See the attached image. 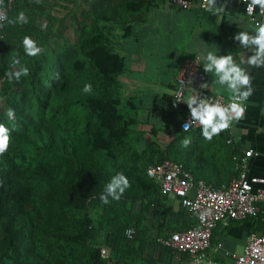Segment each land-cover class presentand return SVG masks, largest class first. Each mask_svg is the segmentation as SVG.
Segmentation results:
<instances>
[{
	"label": "trees",
	"instance_id": "trees-1",
	"mask_svg": "<svg viewBox=\"0 0 264 264\" xmlns=\"http://www.w3.org/2000/svg\"><path fill=\"white\" fill-rule=\"evenodd\" d=\"M88 1L89 26L55 57L24 55L21 38L41 45L44 32L19 0L0 28V121L3 107L16 116L8 150L0 154V264L176 263L174 250L158 238L195 220L182 207L187 221L171 226L168 195L147 168L170 160L214 187L237 173L238 148L227 142V131L207 141L199 127L181 131L178 122L162 145L160 128L142 121L134 97H123L119 78L127 67L116 45L131 24L142 22L151 0ZM20 11L26 24L16 21ZM16 54L29 68L19 81L7 78L18 68ZM86 82L90 94L81 92ZM165 99L176 105L172 96ZM117 171L129 187L118 201L102 204L99 194ZM256 217L262 228L264 208Z\"/></svg>",
	"mask_w": 264,
	"mask_h": 264
},
{
	"label": "crops",
	"instance_id": "crops-1",
	"mask_svg": "<svg viewBox=\"0 0 264 264\" xmlns=\"http://www.w3.org/2000/svg\"><path fill=\"white\" fill-rule=\"evenodd\" d=\"M189 1L191 8L184 10L168 0H151V6L142 22L131 24L127 35L116 45L119 54L125 58L127 67L126 74L119 78L123 90L131 91L128 97L135 98L140 106L139 113H142L140 118L149 124L156 117L148 98H155L162 103L165 116L168 112L174 118L178 116L176 123L187 116L185 109L172 105L165 99V96H171L173 80L184 59H192L204 50L216 48L219 50L218 55L231 52L237 62L251 54L247 49H241L238 41L232 39L235 32L242 30L243 25L250 22L243 14L240 0H216L217 7L223 5L225 8L219 15L207 11L206 7L200 9V0ZM242 66L251 77L252 94L245 102L243 118L233 123L228 135L238 148L237 156L245 151H252L247 159L248 175L264 178V67L257 68L246 63ZM202 72L207 91L228 98L227 93H217L208 84V81L214 79L211 74L205 73L203 69ZM159 128L157 140L162 145L167 144L173 138V126L164 123ZM166 206L171 226L175 230L180 229L187 218L178 199L168 195ZM260 224L257 217L218 223L212 231L206 261L211 259L213 264H231L232 257L243 251L249 233L261 229ZM187 259L172 264H187Z\"/></svg>",
	"mask_w": 264,
	"mask_h": 264
},
{
	"label": "built area",
	"instance_id": "built-area-1",
	"mask_svg": "<svg viewBox=\"0 0 264 264\" xmlns=\"http://www.w3.org/2000/svg\"><path fill=\"white\" fill-rule=\"evenodd\" d=\"M13 0H0V15L6 16ZM184 10L191 8L189 0H168ZM244 16L250 21L262 17L256 9L251 16L246 10L250 0H240ZM207 0H200L198 7L204 9ZM4 22L0 20V28ZM196 57L184 59L180 65L178 74L173 80L174 88L171 96L176 106L186 110L187 116L180 122L181 131L184 124L190 120L188 108L184 103L189 95H198L219 99L226 103L228 98L213 95L207 91L205 76L202 68L197 64ZM264 105V93L262 96ZM246 110V105H245ZM199 126L192 123L188 128L195 129ZM230 129V128H229ZM226 129L225 131H229ZM187 130V131H188ZM228 139L227 142H230ZM252 151L243 152L235 156L237 173L227 184L214 187L202 179H196L181 164L170 160H163L158 164L149 166L147 175L159 183L162 195H171L178 199L181 207L194 217L195 224L179 231H172L165 237L158 238V242L175 252L177 262L184 258L187 264H205L206 251L210 248L212 231L215 226L226 220H246L255 218L264 208V178L249 176L247 173V159ZM132 229L127 231L130 237ZM219 249V247H217ZM101 256L108 254L106 248L100 249ZM202 258V259H201ZM231 264H264V226L257 231L249 233L243 251L232 257Z\"/></svg>",
	"mask_w": 264,
	"mask_h": 264
},
{
	"label": "clouds",
	"instance_id": "clouds-1",
	"mask_svg": "<svg viewBox=\"0 0 264 264\" xmlns=\"http://www.w3.org/2000/svg\"><path fill=\"white\" fill-rule=\"evenodd\" d=\"M216 4V0H207L206 10L214 15L224 12V6L217 7ZM254 9L258 11L262 19L253 18L252 22L244 24L242 30L235 32L232 36L234 41H238L241 49H247L251 53L246 59L242 57L237 62L231 52L218 55V48L204 50L198 53L196 57L197 64L202 67L205 73L211 74L214 78L208 81V84L217 93L223 91L228 94L226 103L207 96L199 98L197 94L189 95L185 99L184 103L188 108L190 120L184 124V130L187 131L192 123H196L204 140H212L224 130L231 128L234 122L243 118L245 102L252 94V87L251 77L242 65L246 63L257 68L264 67V0H250L246 6L250 16ZM5 18V16L0 15V20ZM16 21L20 24H26L28 18L23 11H20L17 13ZM20 45L24 55L28 57H35L41 52L40 46L30 36H23ZM12 63L16 65L19 62L13 60ZM28 74L29 68L21 65L16 70L9 72L7 78L19 81L21 77H26ZM81 92L90 94L92 84L84 83ZM15 120L14 109L8 108L5 119L0 121V154L8 150L10 133L15 130ZM188 143L189 139L185 138L183 144L186 146ZM128 187L129 181L126 175L122 171H117L104 184L99 194V200L102 204L118 201ZM205 264H213V261L209 259L205 261Z\"/></svg>",
	"mask_w": 264,
	"mask_h": 264
},
{
	"label": "rangeland",
	"instance_id": "rangeland-1",
	"mask_svg": "<svg viewBox=\"0 0 264 264\" xmlns=\"http://www.w3.org/2000/svg\"><path fill=\"white\" fill-rule=\"evenodd\" d=\"M28 10H33L37 14L35 23L44 32L43 42L40 48L42 53H46L51 57L61 51L66 46H75L89 26L88 5L87 0H19ZM87 2V3H86ZM49 15V18L47 17ZM47 15V16H46ZM52 18V20H51ZM19 62L17 66H28L27 61H22L19 56L15 55ZM123 97L130 96L131 91L124 89ZM150 105L153 106V113L156 119L152 120V124L162 127L164 123L171 125L176 123L177 117L166 114L162 103L157 99L148 98ZM147 104V102H145ZM142 105V103L140 104ZM179 111V109L175 108ZM4 114L7 110L3 107ZM141 113V111H140ZM142 115V113H141Z\"/></svg>",
	"mask_w": 264,
	"mask_h": 264
}]
</instances>
